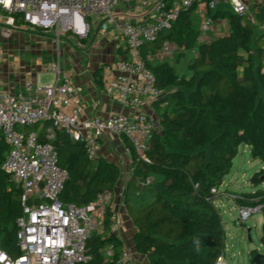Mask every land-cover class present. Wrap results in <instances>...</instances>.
<instances>
[{
    "label": "trees",
    "instance_id": "16d2710c",
    "mask_svg": "<svg viewBox=\"0 0 264 264\" xmlns=\"http://www.w3.org/2000/svg\"><path fill=\"white\" fill-rule=\"evenodd\" d=\"M194 9L182 12L168 33L143 49V58L163 92L153 103L160 122L147 151L150 162L136 163L131 144L130 148L135 176L141 181L153 177L158 186L151 188L156 190L155 199L138 207L128 197L130 189L138 191L137 184L130 181L125 203L137 228V251L147 255L152 264H218L226 250V229L217 204L225 195L221 187L241 145L250 147L254 160L264 162V100L256 81L257 72L264 82L258 30L264 22V3L253 7L254 22L220 7L213 16L230 14L229 31L203 42L192 21ZM22 23L18 17V26ZM168 41L180 48L178 59L187 51H197L188 74L180 75L169 60L150 58ZM52 125L46 122L41 135ZM24 129L36 131L39 125ZM53 143L60 165L69 171L62 192L64 202L85 206L94 202L99 192L116 190L121 178L117 163L104 157L90 160L82 145L59 127H55ZM8 151L0 131V243L9 254L19 256L17 220L23 211L22 189L2 168ZM250 180L255 190L235 197L236 205H264V168ZM112 212L109 207L104 230L88 240L89 264H127L122 262L124 242L112 229ZM262 232L264 245V223ZM109 246L113 253L107 258ZM256 254H250L251 264Z\"/></svg>",
    "mask_w": 264,
    "mask_h": 264
},
{
    "label": "built area",
    "instance_id": "2783aa9c",
    "mask_svg": "<svg viewBox=\"0 0 264 264\" xmlns=\"http://www.w3.org/2000/svg\"><path fill=\"white\" fill-rule=\"evenodd\" d=\"M220 2L226 3L234 14L246 15L254 22L253 7L264 0H153L146 15L145 5L141 12H135L131 6L120 11L122 0H0V26L6 35L28 27L52 32L60 44L66 37L86 40L112 30L114 41L124 44L126 55L103 65V88L124 107L134 110L133 114L117 112L107 118L84 117L86 106L81 89L72 81L71 72L62 70L60 65L52 67L56 76L53 82L40 84L27 80L20 91L0 87V131L9 146L2 168L21 187L23 206L17 220L21 254L12 256L0 243V264L90 263L88 240L93 233L104 230L105 214L112 207L115 191H101L94 202L85 206L62 200L69 171L60 165L59 152L53 143L55 127L79 142L90 160L100 158L103 140L112 132L130 141L137 155L136 163L150 162L147 151L159 122L143 108L148 101L159 99L163 92L143 58V49L168 33L182 12L192 7H204L199 40H211L208 33L215 25L213 15ZM18 17L23 21L20 26ZM258 30L262 35L264 73V22ZM179 50L168 41L150 58L169 60ZM3 58L0 46V62ZM46 122L53 125L42 136ZM30 125H39V129L26 131L24 128ZM239 211L240 221L245 223L256 213H264V205L239 206ZM111 220L113 231L122 224L114 211ZM112 253L113 247L109 246L106 257L110 258ZM122 262L137 264L128 251H124ZM224 262L225 255H221L218 264Z\"/></svg>",
    "mask_w": 264,
    "mask_h": 264
},
{
    "label": "crops",
    "instance_id": "0c3cea01",
    "mask_svg": "<svg viewBox=\"0 0 264 264\" xmlns=\"http://www.w3.org/2000/svg\"><path fill=\"white\" fill-rule=\"evenodd\" d=\"M152 1L144 3L145 15L147 14V6ZM130 3L131 0L128 1V3L122 1L120 11L122 9H125L127 6H131ZM223 4L224 2H220L221 6H223ZM220 5L219 8L221 7ZM132 8H134L136 12L137 8L135 6ZM142 10L143 7L140 5L137 9V12H141ZM194 10H197V13L203 19L204 7H195ZM223 21L225 20L219 21L218 23L220 24ZM110 31L97 34L93 37V40H91L87 46H78L77 49L81 50L82 52L78 51V53L75 55L80 56H74L75 61L67 63V71L71 72L72 81L81 89V94L86 106V110L84 113V117L86 118H107L111 114L117 112H124L127 114L134 113L133 109L124 107L118 101L116 96L108 94L103 88V84L101 81V78L103 76V65L112 60L123 58L126 55L124 44L122 42L114 41V39L113 48L101 51L93 49L92 44H94V40L98 37H103L102 42H104L105 44L109 42ZM224 34L222 33L220 36ZM36 37L37 36L34 35L33 39H35ZM3 51L4 58L3 61L0 62V87L2 89L10 91H20L24 88L25 82L27 80H32L34 82L43 84L39 80V75L35 71L34 67H32L34 65L31 66L29 63H23V61H21L20 59H12L10 57H6V50L3 49ZM12 52L13 51L11 50V53ZM196 52V50L187 51L185 55H182L179 59L178 54L180 53V51L175 54L176 58L173 65L176 67V70L180 75L189 73V64L196 55ZM153 103L154 102L151 100L148 101L143 110L152 113L155 119L160 122L159 115L156 113ZM130 144V141L124 136H120L112 132L107 133L103 140V147L100 157H104L110 161H113L121 167V178L115 190V199L112 204V210L121 217L122 224L119 228L114 230V232L123 240L124 249L125 251L129 252L130 258L133 261H135L137 264H152L147 255L137 251L135 244V235L137 232V228L135 227L134 222L127 211L125 203V190L129 182L134 181L137 184L138 191L130 189L128 191L129 200L131 203L137 205L138 207H143L144 205L149 204L155 199L156 190H153L151 188H157L158 185L154 182L153 178H149L146 181H141L140 178H137L135 176V162ZM234 205L239 209L238 205H236L235 203Z\"/></svg>",
    "mask_w": 264,
    "mask_h": 264
},
{
    "label": "rangeland",
    "instance_id": "374dc122",
    "mask_svg": "<svg viewBox=\"0 0 264 264\" xmlns=\"http://www.w3.org/2000/svg\"><path fill=\"white\" fill-rule=\"evenodd\" d=\"M150 1L152 0H131L130 5L138 9L140 5L144 7V3ZM224 6H226V3L221 7ZM193 11L192 21L200 29L203 19L197 13V10ZM97 19L95 17V20ZM229 19L230 14L218 16L214 21V27L208 33V37L212 39L220 36L222 33H227L229 30ZM222 20L226 22L223 21L219 24L218 22ZM112 34V31H110L109 42L106 44L102 42L103 37L95 39L94 44H92L93 49L101 51L113 48ZM34 35L37 36L35 39H33ZM91 40H93V35L85 41L66 38L59 44L55 40L54 34L49 31L25 27L24 30H12L10 35H6L5 29L0 26V46L6 50V57L20 59L23 63H29L31 66L34 65L32 67H34L39 75L41 83L55 81V73L51 71L54 65H60L62 70L67 71V63L75 61L74 56H80L75 55L78 51L82 52L77 47L82 45L87 46ZM11 50L13 51L12 53ZM252 52L255 54L254 49ZM245 54L249 55L247 52ZM175 58L176 55L173 59H170L172 64L175 62ZM256 81L260 96L264 100V82L257 72ZM263 168V161L259 159L254 160L251 157L250 147L248 145H241L239 153L234 160L232 171L221 187V191L225 195L217 201L226 229V256L224 264H251L250 254L252 255L254 252L264 254V245L261 241L264 214L261 212L256 213L248 221L242 223L239 218L240 211L234 205L235 197L241 196L243 192L255 190L250 178L255 172Z\"/></svg>",
    "mask_w": 264,
    "mask_h": 264
},
{
    "label": "water",
    "instance_id": "95a60500",
    "mask_svg": "<svg viewBox=\"0 0 264 264\" xmlns=\"http://www.w3.org/2000/svg\"><path fill=\"white\" fill-rule=\"evenodd\" d=\"M257 4H255L254 6H256ZM252 262L254 264H264V254L262 253H257L253 259H252Z\"/></svg>",
    "mask_w": 264,
    "mask_h": 264
}]
</instances>
